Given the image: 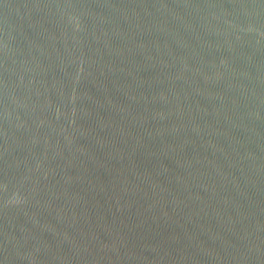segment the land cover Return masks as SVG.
I'll return each instance as SVG.
<instances>
[{"label":"water","instance_id":"water-1","mask_svg":"<svg viewBox=\"0 0 264 264\" xmlns=\"http://www.w3.org/2000/svg\"><path fill=\"white\" fill-rule=\"evenodd\" d=\"M0 264H264V0H0Z\"/></svg>","mask_w":264,"mask_h":264}]
</instances>
